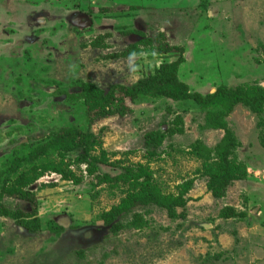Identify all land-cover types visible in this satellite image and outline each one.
<instances>
[{"label":"rangeland","instance_id":"374dc122","mask_svg":"<svg viewBox=\"0 0 264 264\" xmlns=\"http://www.w3.org/2000/svg\"><path fill=\"white\" fill-rule=\"evenodd\" d=\"M160 34L171 50L146 52ZM133 45L139 57L120 56ZM180 58L178 79L191 93L264 88V0H0V264H264V114L238 104L223 115L228 101L202 107L143 94L147 87L126 94L148 81L157 88L162 65ZM84 84L115 100L88 112ZM176 126L183 134H169ZM153 132L167 134L155 149ZM66 133L80 143L62 162L55 144ZM225 160L234 179L217 199ZM50 163L81 183L47 171L15 185ZM138 164L161 197L106 225L129 187L99 178ZM230 208L247 216L228 219Z\"/></svg>","mask_w":264,"mask_h":264},{"label":"trees","instance_id":"16d2710c","mask_svg":"<svg viewBox=\"0 0 264 264\" xmlns=\"http://www.w3.org/2000/svg\"><path fill=\"white\" fill-rule=\"evenodd\" d=\"M164 38V35L160 34L157 39V43L159 44L157 49H155L154 46L150 45L151 48L147 49L146 52L152 53L157 50L162 54L168 53L171 50V47L164 40ZM135 50L139 51V45H133L130 49L122 53L120 56L123 58L128 56V54L129 56H131V53ZM139 54V52H136L132 56H137ZM184 61V58H180L177 62L172 63L170 65H162L159 71L160 79L151 82L156 84L157 88L150 89L148 81L146 82L147 84L139 83V85H137V88L132 87L133 89L126 91V94L133 100L134 96L137 94L138 91L142 93L141 89L143 87H147V91H145L143 94H148L157 97L161 94V92H163L169 97V99H172L174 101L186 102L192 100L202 107H208L210 104L217 106L218 101H228L231 106L227 107V112L223 113V115L230 113L233 107L238 104H244L247 107L251 108V110L259 117L264 114V88L260 87L258 84H244L234 89H228L225 86H221L218 88L216 93L207 97H204L199 93H191L188 86L180 82L178 79L179 67L184 63ZM81 89V95L83 96L85 106L87 108V111L90 113H93L96 110H100L101 108H105L107 105L113 103V101L115 100L114 92H109L108 94H105L92 84H84ZM212 122L213 121L211 120L208 122L210 123L208 126L209 128H219L216 127V125H213ZM176 124L178 125L179 121L176 122ZM219 124H223L220 126L222 129L226 126L222 121H219ZM169 134H183V130L179 129L176 126V129H170ZM166 137L167 134H163L161 132L150 133L146 137L147 146L155 149L156 146L161 145V143L165 140ZM79 140L80 139H77V136H73V138H71L70 133L63 134L57 139L55 149L60 152L59 156L62 162L66 159L68 153L72 152L73 149L75 150L76 148H78V144L80 143ZM156 154L157 153L154 150L149 154V156L152 157ZM82 158V162L87 164V174L90 176H95L99 172V168L95 163L96 161L89 162V159L86 155H84V157ZM227 163L228 162L225 160L221 164V166L218 165V167H220L219 170L221 173L218 174L217 181L214 184V187L212 188L213 196L217 199L224 198L226 196V188L229 182L234 179V176L231 175V173H223L225 171L230 172L232 170V168H230L231 165H228ZM32 168L33 169L30 171L31 175H29L32 177L29 178V176L22 175L15 181V185L20 186L22 184V188L28 187L29 185L33 184L36 180H38L39 175L41 176V174H44L47 171L61 175L64 181H69L76 185H79L81 183V181L75 178L72 173H67L66 171H63L61 169V166L55 165L54 163H50L47 166L34 165V167ZM40 170L43 173H39ZM122 170L123 172L117 176L112 177L111 175L105 174L101 176V178H99L98 185L108 184L117 187L118 185L122 184L127 185L129 187L128 196L126 197V199H124L118 207L113 208L111 212L105 213L103 215V220L106 225L113 224V221L123 214H129L136 207L137 204H142L143 206L148 205L157 202L158 198L161 197L160 192L157 191L156 186L154 184L153 173L148 166L138 164L133 167H124ZM16 173V170H9L10 175ZM8 180L9 179H7V182ZM14 192L16 191L14 190ZM28 200L30 201V203H32V205L35 206L33 213H31L30 215L37 217L38 209L35 199L30 198ZM176 204H179V202L177 201ZM228 212L229 213L227 214L225 213L226 215L224 214V216L228 219L241 220L242 218L247 216V213L245 211L239 213L234 208L228 209ZM7 214L11 219H18V221H20L22 218V221H24L26 218H29L27 214L21 216L22 212H20V210L16 212H11L8 210ZM141 221L143 222L142 219ZM36 225L39 226V224ZM26 228L33 233H37L36 230H38L36 229L38 227H34L33 224H27Z\"/></svg>","mask_w":264,"mask_h":264}]
</instances>
